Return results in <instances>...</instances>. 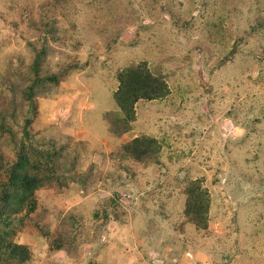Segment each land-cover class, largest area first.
<instances>
[{"label": "rangeland", "instance_id": "374dc122", "mask_svg": "<svg viewBox=\"0 0 264 264\" xmlns=\"http://www.w3.org/2000/svg\"><path fill=\"white\" fill-rule=\"evenodd\" d=\"M0 264H264V0H0Z\"/></svg>", "mask_w": 264, "mask_h": 264}, {"label": "trees", "instance_id": "16d2710c", "mask_svg": "<svg viewBox=\"0 0 264 264\" xmlns=\"http://www.w3.org/2000/svg\"><path fill=\"white\" fill-rule=\"evenodd\" d=\"M120 74L116 100L123 111H127L131 106V103L139 98L153 99L161 93V83L155 82L153 77L149 74H146L143 79H141L138 76L140 75V72L134 68L128 69L126 73L124 72L123 75L121 74L122 76H120ZM130 77H135L133 80L134 82L130 81Z\"/></svg>", "mask_w": 264, "mask_h": 264}]
</instances>
